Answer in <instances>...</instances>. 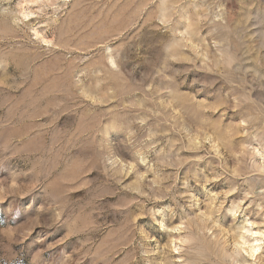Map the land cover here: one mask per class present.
<instances>
[{"label":"rangeland","instance_id":"374dc122","mask_svg":"<svg viewBox=\"0 0 264 264\" xmlns=\"http://www.w3.org/2000/svg\"><path fill=\"white\" fill-rule=\"evenodd\" d=\"M0 264H264V0H0Z\"/></svg>","mask_w":264,"mask_h":264},{"label":"bare ground","instance_id":"6f19581e","mask_svg":"<svg viewBox=\"0 0 264 264\" xmlns=\"http://www.w3.org/2000/svg\"><path fill=\"white\" fill-rule=\"evenodd\" d=\"M110 63H113L112 58H110Z\"/></svg>","mask_w":264,"mask_h":264}]
</instances>
